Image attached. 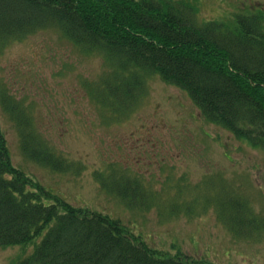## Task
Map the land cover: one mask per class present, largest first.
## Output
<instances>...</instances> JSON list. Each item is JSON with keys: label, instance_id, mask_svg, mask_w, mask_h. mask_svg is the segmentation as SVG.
Listing matches in <instances>:
<instances>
[{"label": "trees", "instance_id": "obj_1", "mask_svg": "<svg viewBox=\"0 0 264 264\" xmlns=\"http://www.w3.org/2000/svg\"><path fill=\"white\" fill-rule=\"evenodd\" d=\"M196 14L176 0H0V54L37 31L55 30L81 54L101 57V73L83 87L106 113L104 122L126 119L156 76L183 91L206 122L264 150L263 12L236 13L230 26L199 21ZM0 105L25 160L56 173L83 171L39 134L29 109L6 89L0 90ZM103 172L96 169L93 178L106 193L128 208L133 202L142 205L133 199L139 194L131 191L124 172ZM219 179L206 175L191 189L183 188L192 193L187 205L178 192L166 204L151 189V203L141 208L165 211L168 205L167 213L179 216L172 204L177 203L181 215L191 217L213 206L233 237L249 239L261 220L241 194L229 193ZM207 184L212 187L203 188ZM40 190L35 178L11 161L0 128V248L32 247L8 264H207L160 252L130 234L119 219L44 199Z\"/></svg>", "mask_w": 264, "mask_h": 264}, {"label": "rangeland", "instance_id": "obj_2", "mask_svg": "<svg viewBox=\"0 0 264 264\" xmlns=\"http://www.w3.org/2000/svg\"><path fill=\"white\" fill-rule=\"evenodd\" d=\"M176 1L184 8L196 9L199 21L213 20L227 26L236 13L264 14V0ZM102 67L101 57L81 54L52 29L37 31L2 51L0 90L6 89L22 101L39 134L57 153L84 169L79 174L56 173L25 160L16 130L0 105V128L13 164L35 178L44 199L117 218L130 234L167 255H185L207 264H264V150L206 122L183 91L156 76L147 81L144 96L126 119L104 122L102 115L106 113L89 99L83 87L85 80L97 78ZM96 169L105 175L124 172L131 191L139 194L133 199L142 205L133 202L128 208L106 193L93 178ZM206 175L221 177L229 193L244 197L261 220L255 235L249 239L233 237L213 206L191 217L181 215L182 207L177 203L172 204L179 216L167 213L168 205L165 211L141 208L151 203L147 193L151 189L158 191V198L166 204L178 192V199H185L182 204L187 205L192 193L183 188L191 189ZM133 177L142 185L132 182ZM31 251L30 246L0 248V264Z\"/></svg>", "mask_w": 264, "mask_h": 264}]
</instances>
